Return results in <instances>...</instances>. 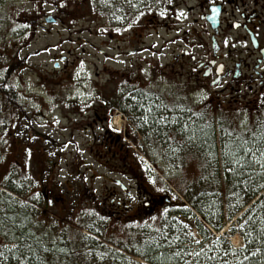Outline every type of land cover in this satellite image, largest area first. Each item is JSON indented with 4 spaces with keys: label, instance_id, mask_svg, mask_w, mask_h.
Returning <instances> with one entry per match:
<instances>
[{
    "label": "rangeland",
    "instance_id": "rangeland-1",
    "mask_svg": "<svg viewBox=\"0 0 264 264\" xmlns=\"http://www.w3.org/2000/svg\"><path fill=\"white\" fill-rule=\"evenodd\" d=\"M199 1L174 0L172 5L157 6L155 0H62L64 6L58 7L57 0L49 5L44 0H0V79L4 69L12 67L10 78L20 98L16 110L4 106L0 97V192L14 197V202L8 201L14 205V217L22 220L19 215L26 213L27 229L44 236L45 246L52 238H62L76 250L68 258L60 256L64 264L146 262L136 256L146 239L155 235L154 244H161L175 223L182 228L181 237L191 231L202 242L197 215L161 212L177 222H170L169 232L159 240L154 226L162 219L149 216L148 227L132 216L138 202L136 178L151 191L163 188L175 201H184L182 190L205 175L204 147L182 142L173 151L176 141L182 140L179 125L169 129L175 140L163 134L158 138L152 131L143 134L135 124L144 126V115L138 112L121 118L114 111L113 128L119 131L107 133L110 106L138 102L140 94L187 109L174 111L186 114L188 123L203 128V133L213 127L220 159L222 128L243 135L264 121V97L257 98V89L249 84L257 58L250 39L225 21L216 39L219 49L214 32L206 34L200 25ZM161 8H167L166 16L160 15ZM181 10L187 15L178 19ZM205 56L221 58L233 71H240L236 79L240 85L211 87L198 67ZM116 180L133 193L123 200V215L115 213L118 199L111 195ZM219 185L225 191L222 174ZM5 213L1 206L0 218ZM146 213L150 215L149 210ZM233 221L236 218L213 234L240 249L244 240L240 233H231L237 227ZM7 227L15 231L11 222ZM9 236L0 235V240L11 243ZM167 239L164 242H172ZM190 244L197 248L193 241ZM99 253L105 254L103 259ZM41 255L50 264H59L51 253ZM0 264L13 263L0 259Z\"/></svg>",
    "mask_w": 264,
    "mask_h": 264
},
{
    "label": "trees",
    "instance_id": "trees-1",
    "mask_svg": "<svg viewBox=\"0 0 264 264\" xmlns=\"http://www.w3.org/2000/svg\"><path fill=\"white\" fill-rule=\"evenodd\" d=\"M14 70V69H13ZM6 73L3 74V78L0 79V97L2 103L7 108L19 110L20 98L19 91L15 86L14 79L10 78L12 67L4 69ZM147 96H150L148 93ZM139 99L138 107L142 110L139 113L154 120H158L159 111L156 107L152 106L153 97L149 100L148 98L142 97V94L138 96ZM155 100V99H154ZM137 111L136 106L134 107ZM151 109V111H149ZM133 112V110H131ZM178 127V126H177ZM199 128L198 126H195ZM147 131L149 128L155 130L160 129L159 124L152 126H145ZM245 130V129H244ZM257 131V127L252 130ZM241 134V133H240ZM245 139L250 138V133L247 131L242 132ZM226 137L221 134L219 139V145L223 147ZM257 146H264V141L259 139L256 140ZM218 143L215 131L213 127L211 130H205L203 132H197V139L195 146L198 148L204 147L206 161H205V175L200 174L198 179L193 182V185L189 184L186 189L182 190L186 204H182L181 207L175 210L176 214H180L184 217L194 216L196 213L200 218H197L196 229L200 232L203 240L197 248L194 249L192 246L191 238L181 237L182 228L179 224H176V219L169 218V216L162 222L160 226H156L155 229L159 233L158 240L164 238L169 232L170 222L175 223L172 226V232H175L180 240L175 243H166L161 240V244H154L150 242L151 237L146 239L143 246V250L136 253V256L142 257L151 264H264V169L260 172H255V169H246L242 174H230L225 171V163L223 150L221 153V159L218 154ZM214 153V156L209 155ZM221 160V166L220 165ZM220 167L223 170L220 172ZM222 178L225 182L226 189L223 191L219 185ZM9 189L20 193L19 190L13 186L8 185ZM9 200L15 201L14 197L6 192H0V207L5 206L6 214L10 217L13 215V206ZM20 218L28 216L22 214ZM195 217V216H194ZM196 218V217H195ZM233 221L232 224L237 227L234 228L231 233H240L243 237L244 244L240 249L233 248L226 240V237L217 238L214 237L213 231H221L225 227L224 223L229 220ZM21 220L16 219V224H19ZM27 219L25 220V231H27L26 225ZM172 223V224H173ZM243 225V228L240 227ZM239 226V228H238ZM15 233L19 234L20 229L13 226ZM153 230V229H152ZM154 232V231H152ZM151 232V234H152ZM172 232L169 239L172 241ZM9 241L12 242L11 235L8 237ZM194 245V244H193ZM201 246L204 248V252L199 257H193L183 255L177 257L174 255L175 252H191L193 250L199 252ZM19 255V253H16ZM5 256L13 264H17L13 254L5 252ZM36 256L40 258L37 260L32 258V264H40V261L47 260L41 255V251L37 249ZM247 257V259H245ZM191 258L188 262L187 259ZM124 259L120 258L119 261L122 263ZM27 264V262H25ZM124 264V263H122ZM133 264H141L138 261H134Z\"/></svg>",
    "mask_w": 264,
    "mask_h": 264
},
{
    "label": "flooded vegetation",
    "instance_id": "flooded-vegetation-1",
    "mask_svg": "<svg viewBox=\"0 0 264 264\" xmlns=\"http://www.w3.org/2000/svg\"><path fill=\"white\" fill-rule=\"evenodd\" d=\"M200 17L202 19V23L200 24L203 28V31L207 34L209 32H214L212 35L213 41L218 45L219 49L221 48L219 43L216 41V39L221 34L225 21H227V25L237 31H242L245 34L246 39H250L252 46L254 48V53L256 54V64L254 66V74H252V79L250 89H257L256 93L257 98L260 96L264 97V0H215V6L219 9L218 18H216V14L214 18L209 19V17L213 16V13L211 11V6L208 2V0H200ZM233 8V9H231ZM232 13V14H231ZM231 14V21H229V15ZM199 23V19L197 20ZM217 25V26H215ZM185 53H188V50H185ZM206 57V56H205ZM193 60H196L193 56ZM197 63V60H196ZM222 66V70L221 69ZM198 67H200L201 71L203 72L204 78L207 80V82L210 84L211 87H218L213 84L214 80H219L220 84L219 86H234L235 84L240 85L239 82L236 81V79L241 75L240 71H233V69L226 65L225 62L222 61L221 58L218 57H206L205 60L201 61V64H198ZM228 84V85H226ZM253 93V95H255ZM139 102H132V104H127L123 102L122 104L119 102L115 103L114 105L110 106V117L107 118L109 121L114 123V119L116 117V114H114V111L120 112V117L124 118L127 117V115L140 114L139 111L142 110L138 107ZM153 107L155 106L156 109L159 111L160 115H163L165 117H173L175 116L178 121L187 122L190 120L188 119V116L183 113H176L175 105L173 103H159L157 101H153L151 104ZM160 105H166L168 109H172V111L165 110L164 107H158ZM136 106V109L134 108ZM133 110V112H131ZM145 117H147V122H145ZM117 118V117H116ZM121 118H118L122 121ZM144 121V126H152L156 124L157 120H153L149 117V114L142 117ZM159 119V118H158ZM124 121V120H123ZM135 124L139 127V129L144 134V131H147L146 128L135 121ZM161 126L160 129H151L148 130L155 132L158 138L162 136L163 133L172 132V128L170 126L172 124H169L167 126L162 125L160 123H157ZM177 125V124H173ZM171 129V132L170 130ZM111 130V131H110ZM108 130V134L111 136L113 134V130ZM148 132V131H147ZM125 134H128L129 136L131 133L128 131L125 132ZM121 134H118V137H115V139H119ZM164 136V135H163ZM163 139V137L161 138ZM109 138L105 137L106 145L108 147ZM164 140V139H163ZM136 194H137V205L134 207V213L132 217H135L136 221L139 222H147L149 216L155 217V219H164L167 215H162L161 212H165L168 214V212H173L177 208L180 207V202L175 201L171 194H169L166 191L163 192H156L149 190L145 184L142 182L140 178H136ZM114 187L112 189V197L117 196L118 199V207L115 211V213L122 214V208H123V200H127L130 197L133 196V193L130 190V187L125 185L124 182L116 180L114 182ZM151 193V195H149ZM127 196L128 198H125ZM147 201H151L150 203ZM114 201L112 202V204ZM125 206L127 204L125 203ZM149 210L150 215H148L146 212ZM169 213V214H170ZM128 216V218L131 217V214L128 212L125 214ZM121 217V216H120Z\"/></svg>",
    "mask_w": 264,
    "mask_h": 264
},
{
    "label": "snow or ice",
    "instance_id": "snow-or-ice-1",
    "mask_svg": "<svg viewBox=\"0 0 264 264\" xmlns=\"http://www.w3.org/2000/svg\"><path fill=\"white\" fill-rule=\"evenodd\" d=\"M208 2L211 6V11L213 13V16L209 17V19H212L218 13L219 9L215 6V0H208ZM49 3L50 0H44L45 5H49ZM155 3L157 4V6L161 5L162 3L172 5L174 3V0H155ZM57 6H64L62 0H57ZM145 7L149 11H151V5L145 4ZM143 14V12L140 13V15ZM160 15L166 16L167 8H161ZM186 15L187 14L183 10H181L177 18H185ZM130 26L131 25H129V27ZM117 31H119V29H117ZM227 43L228 42L226 39L225 46H227ZM220 70H222V66ZM213 84L219 86L220 81L214 80ZM262 103H264V101H262ZM84 107H88V104L84 103ZM158 107H164L165 110L172 111V109H168L166 105H160ZM175 108L179 109L180 111H187V109L182 108L180 105H176ZM149 111H151V109H149ZM144 119L145 122H147V117H145ZM156 122L165 126L169 124L179 125L177 127V133L182 137V140L176 141L178 147L176 149H173V151L179 150V146L182 142L195 143L197 139V132L204 131L203 128H196L187 122L178 121L175 116L169 118L161 115ZM107 127L114 131H119L118 128H113L112 122H109L107 124ZM221 131L224 137H226L223 145V156L225 158L224 163L226 172L230 174L239 175L244 173L246 169H255L256 167L264 169V146H257L256 144L257 139L264 141V121L258 122L256 132H253L251 129H248V132L250 133V138L248 139H245L244 136L238 132L228 131L223 128L221 129ZM163 135L167 138V140L176 139V136L174 134L168 132L163 133ZM209 155L214 156V153H209ZM85 179H87V177H85ZM153 183H155V181H153ZM159 191L163 192L165 190L161 188L159 189ZM149 195H151V193H149ZM33 198L38 200L39 194L34 193ZM147 202L150 203L151 201ZM19 203H21V205L25 207L30 206L27 204V202ZM49 203H51V201H49ZM26 219L27 217L22 219L19 224H16V218L10 217L6 213L3 215L2 218H0V235L7 237L9 236V234H11L12 237L11 243H5L3 240H0V259H7V257L5 256V252H8L14 255L17 264H25V262H27V264H32V258L40 260V258L36 256V251L37 249H39L41 253H51L54 259L59 262V264H64V262L60 260L61 255L65 258H68L71 255L76 254V250L69 249L67 246V242H64L62 238H52L51 240L47 241L48 246H45L46 242L44 236H37L36 233L32 232L30 229L27 231L24 230ZM101 219H103V217ZM152 219H155V217H152ZM8 222H11L14 227L20 229L19 235H17L15 232H13L10 228L7 227ZM181 223L183 224V221H181ZM145 226L150 227L147 222H145ZM183 226L185 229L188 228L187 224H184ZM240 227L243 228V225H240ZM156 231H159V229H156ZM229 231H231V229H229ZM185 236L187 238H191V240L195 244H201V241L196 238L195 233L187 231L185 232ZM150 240L152 243H156L155 237H151ZM179 240V236H174L172 238V243H175ZM219 240L220 237H217V241ZM58 241L59 244H63L64 246H59ZM203 252L204 248L203 246H201L199 252L195 250L186 253L177 251L174 253V255L177 257H181L183 255L199 257ZM16 253H19V255H16ZM104 255V253L98 254L100 259H103ZM245 259H247V257H245ZM40 264H50V262L47 260H43L40 261Z\"/></svg>",
    "mask_w": 264,
    "mask_h": 264
},
{
    "label": "water",
    "instance_id": "water-1",
    "mask_svg": "<svg viewBox=\"0 0 264 264\" xmlns=\"http://www.w3.org/2000/svg\"><path fill=\"white\" fill-rule=\"evenodd\" d=\"M217 16H218V14H217ZM216 26V25H215Z\"/></svg>",
    "mask_w": 264,
    "mask_h": 264
},
{
    "label": "bare ground",
    "instance_id": "bare-ground-1",
    "mask_svg": "<svg viewBox=\"0 0 264 264\" xmlns=\"http://www.w3.org/2000/svg\"><path fill=\"white\" fill-rule=\"evenodd\" d=\"M119 120V119H118Z\"/></svg>",
    "mask_w": 264,
    "mask_h": 264
}]
</instances>
